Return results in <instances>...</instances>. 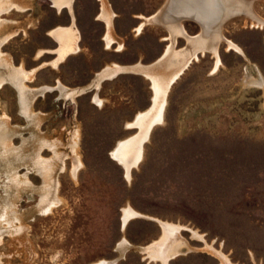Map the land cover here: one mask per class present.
Segmentation results:
<instances>
[{
    "label": "rangeland",
    "instance_id": "rangeland-1",
    "mask_svg": "<svg viewBox=\"0 0 264 264\" xmlns=\"http://www.w3.org/2000/svg\"><path fill=\"white\" fill-rule=\"evenodd\" d=\"M243 1L264 20V0ZM28 4L0 11V264H162L143 249L157 219L186 225L167 264H219L210 244L233 263L264 264V27L217 18L219 60L198 49L172 81L127 176L111 151L139 132L128 123L151 105L146 73L180 67L167 47L193 49L202 24L179 18L175 0H73L80 49L59 60L47 31L70 15L52 0ZM28 14L7 36L8 19ZM153 14L165 17L144 19ZM173 17L184 34H170ZM112 62L130 66L101 79ZM127 205L139 215L123 226Z\"/></svg>",
    "mask_w": 264,
    "mask_h": 264
},
{
    "label": "bare ground",
    "instance_id": "bare-ground-1",
    "mask_svg": "<svg viewBox=\"0 0 264 264\" xmlns=\"http://www.w3.org/2000/svg\"><path fill=\"white\" fill-rule=\"evenodd\" d=\"M4 1L0 0V11L3 9H8L10 6L14 4V3L9 5L8 3L4 4ZM54 2L57 5L62 4V2H66L67 4H70V0H54ZM175 3L177 4L178 8L179 6L182 5L181 8L182 11L180 12L179 18H183L188 15L197 18L202 24L204 32L201 33L197 38L189 39L190 44L194 46L193 49L190 50L183 49L180 50L179 53L178 52L174 53L175 51L173 50L174 51L173 52L171 48L173 47V45L170 44L167 47L165 54L169 52V55L171 56L174 55L178 57L180 55L183 57V58L181 57V59H183L182 65L178 67L175 71H173L171 74L163 77L156 74L152 75L151 73H146L148 77L152 79L151 85H153L152 87L154 90L152 95L153 97H152L151 105L148 106L146 110L144 109V111L138 112L135 115L134 119L130 123H128V125L130 126L133 125L137 126L139 132L137 131L138 133H135L132 136H129L123 140L118 141L115 148L111 151V154L115 158H117V160L120 163H122L127 176L129 175L130 168L132 166H135V164L142 157L143 141L148 137L149 130L155 123L161 122L163 120L164 106L166 103V93L172 81H174V79L180 74L181 70L184 68V66L189 62L191 58L193 57L196 58L197 56L196 52L198 49L201 51H204L206 49L211 50L213 54H215L216 59L219 60L217 45H218V41L224 37L221 34L220 29L217 27L218 26L216 23L217 18L222 19L228 15L231 16L242 15V14L249 15L252 17V21H251L252 24H256L264 27V20L252 13L251 1L244 2L243 0H177V1L175 0ZM100 17L105 19L108 29H110L111 14L105 8L104 4H102V12ZM164 17L165 16L162 14L161 15L153 14L149 17H144V19L150 21H156V20L160 21L162 20L161 18L164 19ZM179 18L173 17L172 21L165 20V25L169 29V32L170 34H172V36H175V34L177 33L180 34L185 33V31L182 30V27L180 25L181 19L178 20ZM212 18L216 19L215 22L213 23L211 22ZM144 21L139 24L138 29H141V27L144 24ZM74 33L75 32L73 31L72 28H65V27H57L50 31V34H53L61 42V46L57 49V51H59L58 59H61L66 54V52L76 49V46L73 47L72 45ZM109 34L110 31H108L107 35L105 36L106 43L108 45L112 43ZM227 42L229 46H233L236 49H239L237 45H235L233 42L229 40H227ZM170 50L172 51L171 53ZM121 68L122 67L116 64H114L113 66H108L100 73V77L104 75L110 76L116 71L120 70ZM62 89L60 90L62 91ZM72 93L73 91L65 92V94H70V95ZM135 215H139V213L135 211L130 205L124 206L122 208L123 221ZM157 220L161 227V233L157 239L150 242L143 249L149 257L161 260L162 264H167V259L170 258L175 253L176 247L182 244V240H180L179 232L182 229H186V225L177 222L174 223L167 220H161V219H157ZM193 233L196 234V231H194ZM198 236L202 238V235L198 234ZM123 240L125 241V239ZM205 244L207 243L205 242ZM210 245L208 246L205 245V246L208 247L219 257V264H237L231 262L230 259H228V257L225 254H223L220 250H215L214 247L212 248ZM103 263L104 262H100L98 264H103Z\"/></svg>",
    "mask_w": 264,
    "mask_h": 264
},
{
    "label": "crops",
    "instance_id": "crops-1",
    "mask_svg": "<svg viewBox=\"0 0 264 264\" xmlns=\"http://www.w3.org/2000/svg\"><path fill=\"white\" fill-rule=\"evenodd\" d=\"M8 1V0H7ZM9 2V1H8ZM11 3H15V4H13L12 6H10L8 9H10L11 7H15V8H17V9H27L29 6V4L28 3H30V2H33V0H12V1H10ZM11 3H9V4H11ZM52 6H54L55 8H56V11L57 12H61V10L62 9H66L67 10V12H68V14L70 15V18H69V20L67 21V22H65V23H63V24H56L55 26H53V27H51V28H49L48 29V31H47V34L48 35H50V36H52V39H53V41H54V44L53 45H55V47H54V50H52L51 52H54L55 54L57 53V57H58V52H57V49L61 46V42H60V40L57 38V37H55L53 34H50V31L51 30H53V29H55V28H57V27H59V26H62V27H65V28H73V30H75L76 31V33H77V37L75 38V39H73V42H72V45L73 46H76V49H74V50H71V51H68V52H66V54L65 55H67V54H69L70 52H74V51H78L79 49H80V45H78V40L80 39L79 38V36H80V30H79V27H78V25H77V22H76V14H75V10H74V6H73V0H70V4H67L66 2H62V4H60V6H58L57 4H55V2H54V0H52ZM29 9V8H28ZM2 11V10H1ZM101 12H102V6H101V11L99 12V16L101 15ZM29 18H30V16H29V14L28 15H26V17H20V18H16V19H14V18H10V19H8L9 21H8V32H7V36H9V35H11V34H14V33H18L21 29H20V26H22V24H24L26 27L28 26V25H30L29 24ZM105 20V19H104ZM106 22V21H105ZM22 23V24H21ZM107 24V23H106ZM139 24V23H138ZM137 24V25H138ZM136 25V26H137ZM9 27H11V28H9ZM107 32H108V26H107V31H106V33H105V36L107 35ZM105 36H104V38H105ZM77 40V41H76ZM1 41V40H0ZM105 42H106V39H105ZM170 43V42H169ZM168 43V44H169ZM168 44L166 45V46H168ZM107 45V44H106ZM107 46H109V45H107ZM48 51V50H47ZM64 55V56H65ZM63 56V57H64ZM56 57V58H57ZM62 57V58H63ZM55 58V59H56ZM61 58V59H62ZM60 60V59H59ZM118 64V65H120V66H123V67H129L130 65H128V66H126V65H122V64H120V63H117V62H112V64ZM137 63H140V62H136V63H134V64H132L131 66H134L135 64H137ZM111 64V65H112ZM142 64V63H141ZM150 65V64H149ZM108 66H110V65H106V66H104L103 68H101L100 70H99V72L101 73L106 67H108ZM99 74V73H98ZM101 79L103 78V77H100ZM100 79V80H101ZM150 80V79H149ZM58 83H61L60 81H57V84L56 85H58ZM150 83H151V80H150ZM63 86H65V87H67V88H69L68 86H66V85H64L63 83H61ZM48 87V86H47ZM95 87H97V86H95ZM151 87H152V85H151ZM76 89V88H75ZM152 92H153V89H152ZM62 93H65V92H62ZM152 95V94H151ZM95 97H97L96 95H95ZM100 99V98H99ZM151 99H152V97H151ZM150 99V100H151ZM142 110V109H141ZM138 111H140V110H138ZM137 111V112H138ZM136 112V113H137ZM135 113V114H136Z\"/></svg>",
    "mask_w": 264,
    "mask_h": 264
},
{
    "label": "water",
    "instance_id": "water-1",
    "mask_svg": "<svg viewBox=\"0 0 264 264\" xmlns=\"http://www.w3.org/2000/svg\"><path fill=\"white\" fill-rule=\"evenodd\" d=\"M165 3H166V2H165ZM165 3H164L163 5H165ZM127 220H128V219H126L125 221H123V217H122V225H123V226L127 223Z\"/></svg>",
    "mask_w": 264,
    "mask_h": 264
}]
</instances>
